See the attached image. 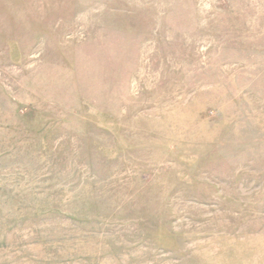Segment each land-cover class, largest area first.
I'll return each instance as SVG.
<instances>
[{
  "label": "rangeland",
  "instance_id": "1",
  "mask_svg": "<svg viewBox=\"0 0 264 264\" xmlns=\"http://www.w3.org/2000/svg\"><path fill=\"white\" fill-rule=\"evenodd\" d=\"M0 264H264V0H0Z\"/></svg>",
  "mask_w": 264,
  "mask_h": 264
}]
</instances>
